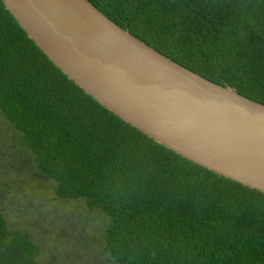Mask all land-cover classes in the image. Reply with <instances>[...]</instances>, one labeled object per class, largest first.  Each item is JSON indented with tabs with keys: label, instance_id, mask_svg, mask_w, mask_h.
<instances>
[{
	"label": "trees",
	"instance_id": "1",
	"mask_svg": "<svg viewBox=\"0 0 264 264\" xmlns=\"http://www.w3.org/2000/svg\"><path fill=\"white\" fill-rule=\"evenodd\" d=\"M90 1L173 60L264 103V0ZM0 117L25 157L20 168L35 165L54 181V199L83 201L106 218L96 239L76 223L69 231L74 221L59 211L53 221L67 228L46 255L28 230L9 224L1 200L0 264H264V191L186 158L106 108L3 0ZM61 237L79 247L99 241L103 261L94 251L78 258Z\"/></svg>",
	"mask_w": 264,
	"mask_h": 264
},
{
	"label": "water",
	"instance_id": "2",
	"mask_svg": "<svg viewBox=\"0 0 264 264\" xmlns=\"http://www.w3.org/2000/svg\"><path fill=\"white\" fill-rule=\"evenodd\" d=\"M82 89L159 143L264 191V103L185 67L90 0H3Z\"/></svg>",
	"mask_w": 264,
	"mask_h": 264
},
{
	"label": "rangeland",
	"instance_id": "3",
	"mask_svg": "<svg viewBox=\"0 0 264 264\" xmlns=\"http://www.w3.org/2000/svg\"><path fill=\"white\" fill-rule=\"evenodd\" d=\"M3 121L0 117V201L2 200L9 224L28 230L46 255L55 234H59L62 225L66 227V222L62 218L57 224L53 221L55 214L63 209L68 211L74 221L68 228L66 227L69 231L76 223L75 231L84 230V234L98 239L105 229L106 218L95 210H89L83 201L64 202L54 199V181L42 178L35 165L28 164L26 168H20L25 166V157L22 152L12 147L14 141L11 139V132L4 129ZM32 193L34 209H28L26 208L28 200L25 197ZM51 212L54 215L50 216ZM87 217L90 219L87 220ZM61 241L65 242L78 258L92 254L93 251L97 253L99 250L97 240L80 243L81 247L77 246L76 242H70L67 237H61ZM99 256L100 251L97 254V262L103 261Z\"/></svg>",
	"mask_w": 264,
	"mask_h": 264
}]
</instances>
